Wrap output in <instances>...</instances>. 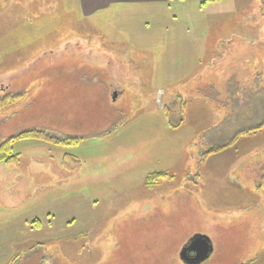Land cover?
<instances>
[{"label": "rangeland", "instance_id": "rangeland-1", "mask_svg": "<svg viewBox=\"0 0 264 264\" xmlns=\"http://www.w3.org/2000/svg\"><path fill=\"white\" fill-rule=\"evenodd\" d=\"M95 7L86 18L78 0H0V99L12 97L0 110V142L31 128L78 139L15 141L21 157L16 167L0 164V200L13 191L22 205L46 196L49 203L61 196L76 201L85 190L96 201L90 218L73 212L80 223L67 224L66 238L44 237L33 221V249L18 264H151L152 257L155 264H183L179 251L197 233L213 245L200 264H264V128L199 163L209 146L264 120L257 0H114ZM228 38L253 44L226 57L241 63V73L231 66L232 81L220 77V86L199 88L198 79H206L200 65H210L215 45ZM190 91L205 94L216 109L202 99L188 102ZM181 100L180 113L163 109ZM65 153L80 160L79 169L62 168ZM24 171L30 179L19 176ZM153 172L166 176L148 186ZM135 202L164 205L140 223L116 210ZM59 208L55 223L64 215Z\"/></svg>", "mask_w": 264, "mask_h": 264}, {"label": "crops", "instance_id": "crops-1", "mask_svg": "<svg viewBox=\"0 0 264 264\" xmlns=\"http://www.w3.org/2000/svg\"><path fill=\"white\" fill-rule=\"evenodd\" d=\"M112 1L114 0H78L80 14H82L81 11H83V15L84 16L86 15L87 16L86 18H89L91 16L90 15L91 11L92 10L94 11L96 8L95 7L96 3L98 2L108 3ZM158 1H161V2H171L172 1V2H179V3L193 2V3L200 4V5L202 4L206 5L209 2H218L220 0H158ZM247 31H252V33H255L254 32L255 30H251V29L250 30L247 29ZM247 33L249 35L251 34V32H247ZM247 33L245 35H247ZM227 40H228V43L226 42L225 44L219 45V46L215 45L213 49L215 53L212 56L214 58H211V60H208L210 65L204 64L205 66L204 69H203V65H200V68L198 69L199 75L200 74L205 75L206 79H202V77L198 79V81H200L203 84V85H200L199 88L202 89L206 87V89H213V87L220 86V84L218 85V83L220 82L219 80L220 77L226 78L225 82L227 83L232 81V78L235 75V72H234L235 69L231 68V66L237 67L238 71H240L241 73V68H240L241 63L234 62L235 60L233 59V56L229 60L228 59L230 57L229 52L232 50H248L249 46L253 44L251 42H244V43H240L241 45H236L234 43H231L232 40L230 38H228ZM212 69H216V71L215 70L213 71L217 73L218 75L212 74ZM228 69L232 70V72H229ZM245 72H247L246 67H243V73ZM254 76L257 77V71L255 72ZM235 82H238V81H235ZM231 90L233 91V88H231ZM228 92L229 91H226L227 95L229 94ZM198 99H202L209 106V109L212 106L215 108V106L212 105V102L214 103V101H208V97L205 94L194 95V94H191V91L189 92V97L187 98L188 102L193 101V100H198ZM193 102H191V104H193ZM222 108H225V107H222ZM222 108L220 107V110H219L220 113L222 112ZM224 111L225 109H223L222 113H225ZM211 112L212 114H215L212 109H211ZM227 114H229V112H227ZM209 120L212 121V119H209ZM219 123L224 124L225 121L222 120L221 118ZM204 124L205 126H207V120H206V123ZM16 166L18 165H15L14 167ZM28 175L29 173L27 171H24L19 176H21V178H24V179H27V178L30 179ZM30 176L33 178L32 174H30ZM28 183H31V181L29 180ZM22 185L26 186L27 181L24 182ZM15 186H16V183H15ZM3 193H4L3 198L2 200H0V207L2 211L0 213V264H6L10 259L19 258L23 252L33 249V245H32L33 237L31 236L33 232V226L31 224L33 221L36 222L35 224L36 227L43 229L42 232L44 233V237L48 239L66 238L67 233H69L68 231L64 230L68 226L67 224L71 221H73L71 225H74L75 222L80 223V221L74 220L76 214L73 212L77 209L78 210L80 209V216L78 218H81V216L85 217L88 211L89 212L88 217L90 218V210H92L93 208H96V206L94 205V203L96 202L93 199L94 197L89 196L90 193H88L85 190L84 191L82 190L78 194H75L77 196L76 201H74L73 198H72L73 201H71L70 199L71 197L65 198L61 196L58 199H55L53 202L49 203L50 198H47L46 196L44 197V199L43 197L40 199H37L35 205L32 203V201H30L29 204L25 205L26 204L25 199L24 200L21 199L25 203L24 205L21 204L22 202L18 204L17 193L13 191L9 193L7 192H3ZM6 193L8 195H6ZM8 199L9 201L13 202L12 206H10L9 208L4 206L6 205V201H8ZM131 203H127L122 206L119 205V208L117 207L116 210H121L125 212V216L128 215V217H132V216L138 217L139 223L140 221L143 220V218H145L146 222H148L147 216L149 212L154 210L157 206L162 207V205H164V204L151 203V202H143V203L135 202L133 205H129ZM58 207H60L59 208L60 210H64V215L62 216V212L60 211V217L58 218V221L55 223V219H54L55 212L54 211ZM108 209L111 211L114 209V207L110 205V208ZM95 219L96 218H92V220L90 219L88 221H94ZM139 226L141 227L142 224H139ZM46 228L48 230H46ZM61 228L63 229L64 232L61 231ZM140 232L142 236L147 234L146 230H140ZM152 233L153 234L149 236H155L154 235L155 232H152ZM149 236H146L143 239L144 240L150 239L151 237ZM48 239H45V241H47ZM37 242H39L40 244L41 239L38 240ZM176 255H177V251L174 253L173 259H175ZM152 258L154 259V262H155V258L154 257ZM154 262L151 264H155Z\"/></svg>", "mask_w": 264, "mask_h": 264}, {"label": "trees", "instance_id": "trees-1", "mask_svg": "<svg viewBox=\"0 0 264 264\" xmlns=\"http://www.w3.org/2000/svg\"><path fill=\"white\" fill-rule=\"evenodd\" d=\"M37 2L39 3V1ZM257 2L259 4L260 17L264 20V0H257ZM37 10H39V8L30 9L31 12H36ZM10 98L12 97L4 96L3 98L0 99V110L4 107V105H7L9 103ZM184 104L185 103L181 100V104L179 103L178 107L168 106V107H164L163 109H165L166 112L168 111V113L170 112V110L172 111L174 110L176 113L177 112L180 113L181 112L180 108L181 107L183 108ZM179 122L180 120H178L177 123L172 124V127L173 128L179 127L180 125ZM262 128H264V120L259 124L255 125L254 127L243 128L235 132L232 138L226 143L211 147L209 146L207 149L201 152L199 163L205 162L210 154L217 153L225 148H228L231 145H234L240 137L254 134L257 131L261 130ZM26 139H34L36 141H41L56 145H67V144L78 143L77 138H71V137L59 138L55 135H52L48 131L34 129V128L27 129L0 142V164H5L7 166L18 165L21 155L19 152H14L12 145L15 141L26 140ZM59 159H60V164L65 171H74L76 169H79L81 166L80 160L72 154L65 153ZM165 176L166 175L164 173H157V172L150 173L146 177V185L154 186L159 177H165ZM260 185L264 187V177L261 178ZM6 264H18V258H12Z\"/></svg>", "mask_w": 264, "mask_h": 264}, {"label": "water", "instance_id": "water-1", "mask_svg": "<svg viewBox=\"0 0 264 264\" xmlns=\"http://www.w3.org/2000/svg\"><path fill=\"white\" fill-rule=\"evenodd\" d=\"M212 251L211 239L205 234L197 233L181 247L179 259L184 264H200L210 256Z\"/></svg>", "mask_w": 264, "mask_h": 264}]
</instances>
